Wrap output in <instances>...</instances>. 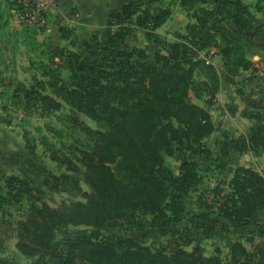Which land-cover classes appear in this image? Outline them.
<instances>
[{"label": "trees", "instance_id": "1", "mask_svg": "<svg viewBox=\"0 0 264 264\" xmlns=\"http://www.w3.org/2000/svg\"><path fill=\"white\" fill-rule=\"evenodd\" d=\"M211 1L218 7L192 9L195 22L172 40L156 31L170 14L169 4L146 0L109 12L107 24L113 28L96 42L95 50L90 39L81 42L90 57L64 45L51 47L50 62L38 64L43 79L34 74L21 96L42 115L60 108L62 102L68 105L69 126L84 134L82 140L76 138L80 147L73 148L91 190H83L75 177H63L85 200H70L72 207L65 201L51 205L41 197L44 190L25 173L3 174L0 209L15 207L19 212L15 245L33 261L0 255V264H264V222L256 218L264 208V173L243 165L234 168L226 187L219 181L208 189L212 198L208 190L201 192L198 202L204 209L190 218L191 229L200 232L204 230L200 219L209 221L216 206L213 224L223 217L245 227L244 238L226 241L224 260L198 245L187 249L176 244L168 250L157 241L183 218L184 197L203 178L202 164L190 154L201 148L214 123L207 107L193 96L210 102L218 90L213 55L220 54L230 74L252 66L264 75V60L252 65L242 41L221 31L218 9L232 10L244 26L253 15L235 0ZM134 29L146 44L128 41ZM61 31L67 39L69 35ZM69 42L75 44L77 37ZM252 130L245 148L257 154L264 150V122L257 118ZM174 152L180 158L177 171L165 161ZM215 164L214 170L223 169L221 161ZM108 221L145 231L142 236L99 233ZM71 225L76 227L69 229ZM254 235L261 238L255 240Z\"/></svg>", "mask_w": 264, "mask_h": 264}, {"label": "rangeland", "instance_id": "2", "mask_svg": "<svg viewBox=\"0 0 264 264\" xmlns=\"http://www.w3.org/2000/svg\"><path fill=\"white\" fill-rule=\"evenodd\" d=\"M89 1H60L50 16L51 26L48 29L55 33L54 36L48 34L37 36L31 30L22 28L13 19L12 12L5 14L8 24L6 21L2 22L3 19L0 21L1 32H3L0 41L10 51L14 49L20 51L19 54L16 53L11 57L7 54L6 57L11 65L0 70V178L3 174L25 173L36 186L44 190L41 197L51 205H59L60 202L65 201L68 206L72 207L70 200H85L84 196L70 186V180H66V183L62 179L63 177H75L83 190H91L90 184L85 181V168L78 160V151L73 148L80 147L76 138L82 140L84 134L77 128L69 126L70 122L66 118L69 111L65 102H62L60 108L52 110L47 115H42L33 111L30 100L21 95L22 90L33 82L32 76L34 74L37 75V78L43 79L39 74L38 64L50 62L51 52L49 50L51 47L64 45L90 57L81 42L90 39L92 49L95 50L96 42L105 37L109 28H113L107 24L108 14L112 7L105 0H94V5L86 6ZM4 13L2 12L1 15ZM15 25H18V28L10 29L8 27L14 28ZM61 29H64L65 34L69 35L67 39L62 36ZM8 31L9 34H7ZM74 36L77 37V42L72 45L69 40L73 39ZM128 41L139 45L146 44V40L139 29H134L130 33ZM193 99L197 100L195 96ZM78 115L90 126L95 127V122L90 118L82 113ZM43 138H46L48 142L44 143ZM177 153L174 152L173 155L165 157V161L170 167L171 165L176 166L177 161L180 162ZM220 161L217 159L215 163L218 164ZM201 164L203 175L214 180L215 176L209 170L212 168V163L201 162ZM216 177L217 179L212 181H220L226 187L228 180H224L219 175ZM226 190L227 188L223 189V191ZM197 191L192 189V193L184 197L186 212L183 218L177 223L171 224V231L161 236L157 241L165 245L168 250L176 244L187 249L198 245L207 254L219 253L224 260L228 251L226 241L239 236L244 238L248 232L244 228L239 230L235 224L226 222L227 220L221 218L215 229L208 230L207 226L216 214V206L214 207L215 210L209 213V221L203 222L200 219V224L204 230L193 231L190 227V218L194 213L204 209L196 199ZM19 217V212L15 207L0 209V255L15 256L24 263H30L33 259L20 253L15 245L17 239L15 221ZM263 217H261V221H264ZM221 224L222 226H220ZM75 227L71 225L69 229ZM144 231L124 223L112 225L110 221L99 229V233L113 237L130 234L142 236ZM254 236L255 240L261 238L258 235ZM146 240L149 241L150 239L147 238Z\"/></svg>", "mask_w": 264, "mask_h": 264}, {"label": "crops", "instance_id": "3", "mask_svg": "<svg viewBox=\"0 0 264 264\" xmlns=\"http://www.w3.org/2000/svg\"><path fill=\"white\" fill-rule=\"evenodd\" d=\"M134 1L144 2L146 0H105L112 9ZM235 1L245 6L247 11L253 15L252 18L247 21V26H244L243 19L240 16H236L232 10L219 8L218 15L222 16V28L220 29L228 36L242 41L246 58L253 63L252 65L257 67L259 60H264V0ZM94 4V0H90L86 3V6ZM160 4L166 6L169 4L170 14L156 31L159 35L170 40L175 39L176 32L187 31L190 25L195 22V17L190 13L192 9L200 5L218 7V4L211 0H193L187 5L180 4L179 0H160ZM11 9V0H0V21L2 19V22L6 21L7 17L5 14H11ZM2 12L5 13L1 15ZM1 26L0 37L3 34ZM50 26L49 18L48 28ZM8 27L15 29L18 28V25H15L14 28L12 26ZM48 28L45 32L36 33V35L45 36L48 34L54 36L55 33L51 30L49 31ZM7 34H9V31ZM6 47L0 41V70L4 69L5 66L8 68L11 65L6 57L7 54L11 57L16 53H20L19 49L10 51ZM210 49L213 50L214 47ZM212 61L219 74L218 90L210 102L206 101V97L197 98L195 101L207 107L214 123V129L208 136L202 139L203 145L201 148L198 149L196 147L195 150L197 151L192 152L190 155L200 163H212L211 167L219 159L221 160L223 169L216 171L210 168L209 170L215 176L214 180L210 176L211 179L203 175L202 180L195 187L189 189L188 194L192 193V189H195V191L199 189L201 192L211 189L215 185L216 182L213 181L217 179L216 176L218 175L224 180L229 181L234 168L238 165L250 167L259 173H264V150L256 154L250 148H245V145L249 144L250 138L253 136L252 126L256 122V119L259 118L264 122V75L260 71L258 72L253 69L252 66L249 68H239L237 73L230 74L225 70L220 54L215 53ZM171 168L177 171L179 169V161H177L176 166L171 165ZM200 191L196 192L197 200L201 193ZM198 209L200 210L199 207ZM262 216H264V208L258 210L256 213V218L260 222H264L261 221ZM213 218L211 219L209 230L215 229L218 223L213 224ZM221 219L227 220L223 217ZM226 222L235 224L239 227V230H243V228L246 230L243 225H238L236 222L229 220ZM249 227H252V225H249ZM208 228L209 226H207Z\"/></svg>", "mask_w": 264, "mask_h": 264}, {"label": "built area", "instance_id": "4", "mask_svg": "<svg viewBox=\"0 0 264 264\" xmlns=\"http://www.w3.org/2000/svg\"><path fill=\"white\" fill-rule=\"evenodd\" d=\"M11 12L13 19L22 27H27L43 33L49 26V18L55 10L59 0H12ZM207 196L213 197V192L208 190Z\"/></svg>", "mask_w": 264, "mask_h": 264}]
</instances>
